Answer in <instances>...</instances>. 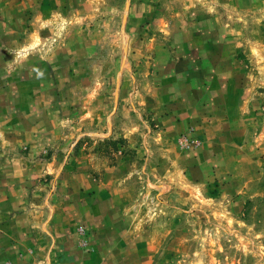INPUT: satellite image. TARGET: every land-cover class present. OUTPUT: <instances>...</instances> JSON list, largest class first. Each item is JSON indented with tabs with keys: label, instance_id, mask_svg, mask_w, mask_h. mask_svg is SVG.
<instances>
[{
	"label": "rangeland",
	"instance_id": "obj_1",
	"mask_svg": "<svg viewBox=\"0 0 264 264\" xmlns=\"http://www.w3.org/2000/svg\"><path fill=\"white\" fill-rule=\"evenodd\" d=\"M0 198V264H264V0H0Z\"/></svg>",
	"mask_w": 264,
	"mask_h": 264
},
{
	"label": "crops",
	"instance_id": "obj_2",
	"mask_svg": "<svg viewBox=\"0 0 264 264\" xmlns=\"http://www.w3.org/2000/svg\"><path fill=\"white\" fill-rule=\"evenodd\" d=\"M0 202H1V198H0ZM64 231H65V229H64ZM1 235V234H0ZM12 235L10 236V241H9V243L8 244H6V251H7V253L9 254V253H11V251L14 249V248H16L17 247V243H16V238H15V240H13L12 241ZM3 246V240L2 239H0V247H2ZM64 250V249H63ZM64 252H66V254L64 255L66 258H70V259H62V261H61V259H60V261L58 262H56V263H52V264H80V261L76 258V257H74V255H72V250L71 249H68V251L66 250V251H64ZM0 254H1V256L0 257H2L4 254H2L1 252H0ZM9 256V258H11V255L9 254L8 255ZM8 256H5V257H8Z\"/></svg>",
	"mask_w": 264,
	"mask_h": 264
},
{
	"label": "trees",
	"instance_id": "obj_3",
	"mask_svg": "<svg viewBox=\"0 0 264 264\" xmlns=\"http://www.w3.org/2000/svg\"><path fill=\"white\" fill-rule=\"evenodd\" d=\"M117 142H112V141H110V140H107V141H105V145L106 146H108L109 147V145H112V147H114L113 149H107L108 150V154L109 153H115L117 150H118V148H117Z\"/></svg>",
	"mask_w": 264,
	"mask_h": 264
}]
</instances>
